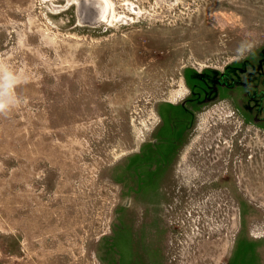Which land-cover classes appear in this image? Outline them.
<instances>
[{
  "label": "rangeland",
  "instance_id": "rangeland-1",
  "mask_svg": "<svg viewBox=\"0 0 264 264\" xmlns=\"http://www.w3.org/2000/svg\"><path fill=\"white\" fill-rule=\"evenodd\" d=\"M109 1L102 15L95 0H0V69L17 77L0 111V264H264V124L242 125L240 184L147 175L151 140L169 157L182 131L189 75L258 63L264 0ZM224 99L197 108L196 142H238Z\"/></svg>",
  "mask_w": 264,
  "mask_h": 264
},
{
  "label": "flooded vegetation",
  "instance_id": "flooded-vegetation-1",
  "mask_svg": "<svg viewBox=\"0 0 264 264\" xmlns=\"http://www.w3.org/2000/svg\"><path fill=\"white\" fill-rule=\"evenodd\" d=\"M189 78L196 81L189 85L190 96L185 97L181 103L185 112L180 122L182 131L179 135L171 133L169 136L167 144H170L168 148L172 150L169 157L158 146L161 141L159 136L156 135L151 140L153 148H151L150 168L147 175H152L151 179L152 177L157 178L154 183L165 179L168 185H180L182 182L180 180L178 182V179L180 176H185L188 172L186 169L190 168L196 169L195 175L192 176L198 177L200 184L214 181L217 183L222 181L230 185L232 182L240 184L242 178L245 179L248 175L247 168L251 167V162H248L253 155L252 147L241 139L247 136L246 132L240 134L241 130L243 126L245 130H248L249 124L252 122L264 124V47L261 49L260 58L255 65L250 59H245L239 65L229 66L220 71L204 70L198 72L195 77L189 75ZM221 97H227L228 99L224 100L229 105L240 106L241 111L239 110V112L242 118L239 120V131L235 130L233 134L236 135V139L239 135L241 137L238 138V142L231 144L225 139L219 140V138L215 144L213 138L203 137L202 142L208 144V147L204 148L202 142H196L198 141L197 136L194 137L195 130L199 126L198 118L194 113L204 103H210ZM241 99L243 103L239 104L242 102ZM243 123L245 124L243 125ZM174 127H178L176 122H174ZM155 128L156 125L152 131L150 129L151 133ZM195 142L197 145L192 146ZM222 142H227V145L230 146H219ZM211 144L219 147L213 148ZM185 145L187 147L183 149ZM184 167H186V173ZM191 185H198V183L192 182ZM186 199L187 196L184 195L179 200L185 201Z\"/></svg>",
  "mask_w": 264,
  "mask_h": 264
},
{
  "label": "clouds",
  "instance_id": "clouds-1",
  "mask_svg": "<svg viewBox=\"0 0 264 264\" xmlns=\"http://www.w3.org/2000/svg\"><path fill=\"white\" fill-rule=\"evenodd\" d=\"M0 71H3V75L0 76V111H4L12 104L16 103L8 90L17 82V77L9 71H4L3 69H0Z\"/></svg>",
  "mask_w": 264,
  "mask_h": 264
},
{
  "label": "bare ground",
  "instance_id": "bare-ground-1",
  "mask_svg": "<svg viewBox=\"0 0 264 264\" xmlns=\"http://www.w3.org/2000/svg\"><path fill=\"white\" fill-rule=\"evenodd\" d=\"M99 2V10H101L102 15L106 12V10H109V7L111 5V2L109 0H95V2ZM94 2V1H93ZM101 6V7H100ZM83 8L86 9V6L83 5ZM108 14V13H107ZM101 15V16H102ZM100 16V17H101ZM137 76V75H136ZM180 91V90H179ZM178 93H176L177 95Z\"/></svg>",
  "mask_w": 264,
  "mask_h": 264
}]
</instances>
